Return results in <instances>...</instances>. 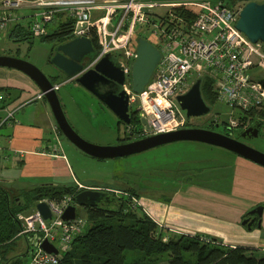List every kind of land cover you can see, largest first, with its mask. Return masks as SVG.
Segmentation results:
<instances>
[{
	"label": "built area",
	"instance_id": "obj_1",
	"mask_svg": "<svg viewBox=\"0 0 264 264\" xmlns=\"http://www.w3.org/2000/svg\"><path fill=\"white\" fill-rule=\"evenodd\" d=\"M244 3V0H0V34L19 25L23 19L20 11L28 10L27 29L34 37L47 35L57 17L73 21L72 39L91 40L96 36V57L85 68L109 54L120 66L129 109L135 106L131 111L136 113L138 121L146 122L143 125L139 121L140 126L135 130L128 126L126 131L136 137L189 127L190 121L177 96L187 92L193 81L201 77L211 82L216 102L241 111L240 116H230L225 124L226 131L232 133L249 127L248 113L264 110V92L256 82L264 74L262 43H252L235 26ZM137 35L161 52V59L141 93L132 92L131 87ZM258 68L262 72L257 74ZM192 75L197 77L189 84ZM58 87L59 84H54L55 90ZM3 97L4 93H0V102ZM36 98L42 99V95ZM13 113L14 110H9L0 126L13 120ZM54 132L55 144L59 145L56 126ZM56 145L54 151L59 152ZM76 186L78 192L85 189L81 183L76 182ZM74 196L59 201L41 200L50 209L47 220L36 208L16 215L20 222L19 237L37 235L26 248L25 264H59L61 254L85 230V216L70 221L61 217L69 205H74ZM44 239L54 245L58 254L40 248Z\"/></svg>",
	"mask_w": 264,
	"mask_h": 264
},
{
	"label": "crops",
	"instance_id": "obj_2",
	"mask_svg": "<svg viewBox=\"0 0 264 264\" xmlns=\"http://www.w3.org/2000/svg\"><path fill=\"white\" fill-rule=\"evenodd\" d=\"M21 14L23 19L19 24L26 26L28 10H22ZM26 79L15 77L13 80L14 87H19L21 93H11L7 90L9 84L5 85L0 79V93L7 91L0 102V121L9 110H14L13 120L0 126V164L9 169V176L0 180L15 194L36 185H67L57 179L71 175L69 161L62 156V149L51 143L50 136L55 137L56 125L47 102L43 97L36 98L40 91L32 80ZM28 105L31 107L24 110ZM19 110L22 116L17 120L15 112ZM55 145L60 152L54 151ZM215 157L220 159L221 168H227V178L222 175L219 182L212 185L205 180L193 181L196 175H184L176 179V186L171 190L160 186L157 195L147 192L149 194L143 196L145 208L165 224L171 234L209 236L227 247L244 248L246 254L264 257V167L228 151L217 153ZM206 166L200 168L203 169L201 174L194 173L205 179ZM73 181L70 185L78 182ZM81 184L84 188L92 187ZM256 206L263 208L260 227L254 225L247 230L241 226L242 219Z\"/></svg>",
	"mask_w": 264,
	"mask_h": 264
},
{
	"label": "rangeland",
	"instance_id": "obj_3",
	"mask_svg": "<svg viewBox=\"0 0 264 264\" xmlns=\"http://www.w3.org/2000/svg\"><path fill=\"white\" fill-rule=\"evenodd\" d=\"M244 1L246 3L255 1L264 2V0ZM20 12L22 13V11ZM56 24L57 22L54 21L50 25L49 30H52ZM52 43H54L52 40H46L43 37H32L30 34L26 35V39L14 42L8 38L5 32L0 34V55L24 59L42 71L47 78L52 79L56 77L54 80L56 79V82L59 83L56 93L61 103L62 111L76 134L80 135L85 141L98 146H112L118 141H123L127 138L124 133L126 129L124 124L118 128L117 119L110 111L103 107L100 102L96 101L88 91H85L74 83V81L64 80L63 77L59 76L58 70L51 66L49 60L52 50L51 53L49 51ZM261 72L262 70L258 68L257 74ZM13 77L27 80L20 71L0 67V79L6 83L5 85L9 84L7 90L11 91V93H21L19 87H14ZM196 77V75H192L189 84ZM30 107L31 105H28L24 110ZM134 109L135 106L130 107V110ZM21 113L22 111L20 110L17 113L15 112L17 120L21 119ZM241 114V111L238 109L234 110L226 104L216 102L210 106L209 114L203 117L188 118L190 121L189 127H211L225 132L224 124L229 121L230 116L237 118ZM216 123L219 126L215 127ZM139 126L140 124H138ZM237 133L238 131L234 130L231 133V137L235 138L238 136ZM50 137L53 145L56 142L55 137L52 135ZM58 140L59 145L57 146L62 149V156L68 159L72 176L68 174L66 177L58 178L57 181L68 185L73 184V180H76L97 190H108V192L124 202L126 211L144 214V216L151 220L153 218L157 226V233L163 235L164 239L173 236V234L168 232L166 225L156 220L155 215L145 208L144 195L149 193L157 195L156 191H158L157 188L160 186L171 190L176 186V179L182 178L184 175H196L193 181L202 182L205 180V182L207 181V183L212 185H216L219 182L220 176L228 177L227 168H221L219 164L220 159L215 157L217 153L221 152L224 154L226 152L198 142H173L136 153V155L125 156L124 158L97 160L81 153L60 135H58ZM246 143L248 146L264 153V122L260 125L258 136L251 138ZM205 165H207V168H205L203 175L207 177L202 179V176H197V173L194 172L201 174L203 169L200 170V168H204ZM8 176L9 169L0 164V178ZM7 187L8 185L0 181V189H6L9 196L12 197L17 194V192L16 194L11 193ZM126 189L134 190L137 195L133 196L125 192ZM36 236L28 234L25 237H16L8 256L23 254L25 248L35 241ZM124 254L126 263L138 259L136 257L137 252L135 251L128 250ZM23 259H26V257Z\"/></svg>",
	"mask_w": 264,
	"mask_h": 264
},
{
	"label": "water",
	"instance_id": "obj_4",
	"mask_svg": "<svg viewBox=\"0 0 264 264\" xmlns=\"http://www.w3.org/2000/svg\"><path fill=\"white\" fill-rule=\"evenodd\" d=\"M235 26L252 43L261 42L264 50V2L246 3L239 12V18ZM135 41L136 57L132 62L131 87L132 92L141 93L161 59V52L144 38H136ZM95 57L96 51L88 37H74V39L54 44L49 63L69 80H73L82 89L88 91L116 117L117 121L127 126L131 125L130 114L132 111L129 109L128 96L122 88L124 82L122 69L113 61L110 54L103 56L94 65L86 69L85 65ZM0 67L20 71L34 82L38 91H40V95L47 102L58 134L89 158L113 160L114 158L136 155V153L173 142L193 141L205 143L215 148L218 147L264 167V153L257 151L246 143L251 138L258 136L259 124L256 122L240 131L238 136L241 140L231 137L230 134L192 126L180 128V130L166 134L116 143L112 146L92 144L77 135L68 123L54 89V84L48 80L42 71L24 59L9 55H0ZM256 82L264 92V74L260 75ZM200 87V79H196L187 92L177 96V102L180 108L185 111L187 118L203 117L210 112V107L201 96ZM139 121L141 124L146 125L143 119ZM73 204L69 205L61 214L63 220L70 221L80 218L81 209L86 207L109 212H115L121 208V202L116 196L111 195L108 191L93 188L80 190L73 197ZM34 207L43 219L50 218V209L47 204L38 201L35 202ZM262 211V206L254 207L242 219L241 226L244 225L247 230L253 228L254 225L260 227ZM39 246L47 253L58 254V251L49 240L44 239ZM24 256L25 254L21 255V257Z\"/></svg>",
	"mask_w": 264,
	"mask_h": 264
},
{
	"label": "trees",
	"instance_id": "obj_5",
	"mask_svg": "<svg viewBox=\"0 0 264 264\" xmlns=\"http://www.w3.org/2000/svg\"><path fill=\"white\" fill-rule=\"evenodd\" d=\"M56 22V26L43 36L44 39L54 42L51 50L53 44L73 38L72 20H60L57 17ZM22 32L24 34L21 35ZM28 34L30 32L27 25L21 24L7 32L8 38L14 42L26 39ZM96 39V36L91 38L95 51L98 49ZM59 76L67 80L65 75L59 73ZM54 78H48V80L52 84H59ZM200 84V92L204 101L209 107L214 105L216 95L212 90L211 82L201 77ZM4 93L6 94L7 91L4 90ZM247 117H251V124L256 122L261 125L264 122V110L257 114L250 112ZM130 118L131 127L134 130L137 129L139 121L136 113L132 112ZM117 122L118 128L124 124ZM125 127L128 128V126ZM124 133L127 134V132ZM229 133L225 129L224 134ZM77 192L76 185L45 184L19 191L11 197L6 189L1 188L0 254L2 264H25L27 260V252L23 253L24 257H21L22 254L8 256L14 239L19 237L17 234L20 231V222L16 218L18 213L30 212L35 202L46 199L59 201L65 196H74ZM125 192L133 196L137 195L132 189H126ZM119 201L121 208L115 212L102 211L93 207L81 209V215H85L87 219L86 228L82 234L74 238L68 251L61 254L59 264H264V257L246 254L244 248L227 247L209 236L173 234L164 239L163 235L157 233L154 221L144 214L126 211L124 202ZM128 250L137 252L138 259L126 263L124 253ZM25 257L26 259H23Z\"/></svg>",
	"mask_w": 264,
	"mask_h": 264
},
{
	"label": "flooded vegetation",
	"instance_id": "obj_6",
	"mask_svg": "<svg viewBox=\"0 0 264 264\" xmlns=\"http://www.w3.org/2000/svg\"><path fill=\"white\" fill-rule=\"evenodd\" d=\"M112 88H114L115 89V87L114 86H112ZM97 101V100H96ZM138 124H140V122L139 123H137V125ZM124 126H127V125H124ZM219 126V125H218ZM215 127H216V125H215ZM259 129H260V125H259V127H258ZM207 129H210V130H213V131H218V132H220V133H224V132H222V131H219V130H217V129H214V128H211V127H208ZM127 130V129H126ZM240 131H242L241 129H238V135H239V133H240ZM125 132H127V131H125ZM126 136H127V138H125L123 141H118L117 143H121V142H125V141H134L135 139H140V137H136V136H134L133 135V132H130V133H128L127 132V134H126ZM236 139H239V140H241L240 138H239V136H236L235 137ZM91 188H93V187H91ZM90 188V189H91ZM95 189V188H94ZM108 191V190H107ZM110 193V192H109ZM111 195H113L112 193H110ZM114 196V195H113Z\"/></svg>",
	"mask_w": 264,
	"mask_h": 264
}]
</instances>
